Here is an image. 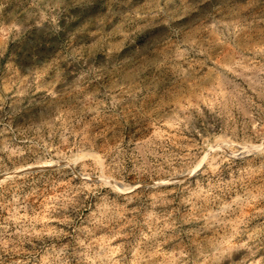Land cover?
<instances>
[{"label": "rangeland", "instance_id": "rangeland-1", "mask_svg": "<svg viewBox=\"0 0 264 264\" xmlns=\"http://www.w3.org/2000/svg\"><path fill=\"white\" fill-rule=\"evenodd\" d=\"M0 264H264V0H0Z\"/></svg>", "mask_w": 264, "mask_h": 264}]
</instances>
